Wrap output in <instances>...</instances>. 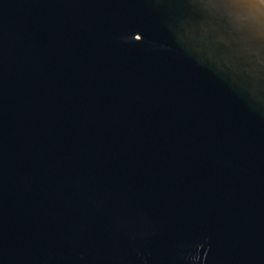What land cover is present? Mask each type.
<instances>
[{
    "label": "water",
    "instance_id": "1",
    "mask_svg": "<svg viewBox=\"0 0 264 264\" xmlns=\"http://www.w3.org/2000/svg\"><path fill=\"white\" fill-rule=\"evenodd\" d=\"M0 264H264V0H0Z\"/></svg>",
    "mask_w": 264,
    "mask_h": 264
}]
</instances>
